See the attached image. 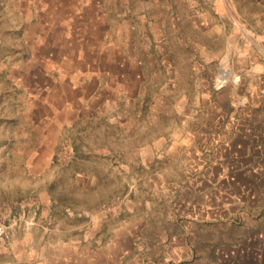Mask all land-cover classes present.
I'll list each match as a JSON object with an SVG mask.
<instances>
[{
  "label": "rangeland",
  "instance_id": "374dc122",
  "mask_svg": "<svg viewBox=\"0 0 264 264\" xmlns=\"http://www.w3.org/2000/svg\"><path fill=\"white\" fill-rule=\"evenodd\" d=\"M212 196L229 237L264 224V0H0V241L54 222L51 257L158 264Z\"/></svg>",
  "mask_w": 264,
  "mask_h": 264
},
{
  "label": "crops",
  "instance_id": "0c3cea01",
  "mask_svg": "<svg viewBox=\"0 0 264 264\" xmlns=\"http://www.w3.org/2000/svg\"><path fill=\"white\" fill-rule=\"evenodd\" d=\"M42 203L49 205V210L54 212L56 201L53 198L49 201L43 199ZM205 204L210 205L208 210H198L196 200L187 203V209L180 213L187 220L179 224L182 232L164 233L162 243L165 249L158 264H264V224L253 220L248 213L240 212L241 217L234 226L236 233L229 237L227 225L219 221L221 215H227L218 210L221 199L212 196ZM46 208L42 204L35 215L44 213L42 210ZM205 229L212 232L210 236L201 233L209 232ZM64 232L58 230L54 222L29 224L19 235L14 234L7 242L0 241V264H121L122 244L119 238L110 243H105L106 240L101 237L77 239V244L86 249L82 253V261L75 255L51 257L47 249L75 241L61 235ZM105 244L113 248L108 254L103 251ZM55 254H58V249ZM143 261L137 259L136 264H143Z\"/></svg>",
  "mask_w": 264,
  "mask_h": 264
},
{
  "label": "built area",
  "instance_id": "2783aa9c",
  "mask_svg": "<svg viewBox=\"0 0 264 264\" xmlns=\"http://www.w3.org/2000/svg\"><path fill=\"white\" fill-rule=\"evenodd\" d=\"M220 86H223L224 82L219 81ZM8 236V226L5 224L3 217L0 215V239H4Z\"/></svg>",
  "mask_w": 264,
  "mask_h": 264
},
{
  "label": "bare ground",
  "instance_id": "6f19581e",
  "mask_svg": "<svg viewBox=\"0 0 264 264\" xmlns=\"http://www.w3.org/2000/svg\"><path fill=\"white\" fill-rule=\"evenodd\" d=\"M228 72V71H227ZM223 73H225V72H223ZM226 74V73H225ZM225 78V77H224Z\"/></svg>",
  "mask_w": 264,
  "mask_h": 264
}]
</instances>
